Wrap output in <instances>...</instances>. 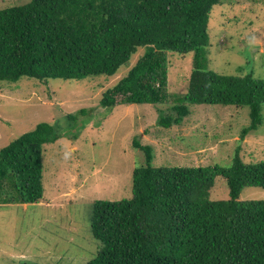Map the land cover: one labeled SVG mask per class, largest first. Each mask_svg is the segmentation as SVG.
Returning a JSON list of instances; mask_svg holds the SVG:
<instances>
[{"label":"trees","instance_id":"trees-1","mask_svg":"<svg viewBox=\"0 0 264 264\" xmlns=\"http://www.w3.org/2000/svg\"><path fill=\"white\" fill-rule=\"evenodd\" d=\"M220 3L29 0L1 8L0 80L113 76L144 49L100 103H166L168 53L190 55L186 93L157 124H180L190 105L247 107L240 142L263 123L264 81L203 67L210 13ZM58 138L44 121L0 147V204L42 199L44 145ZM133 145L145 153V164L132 170L130 197L92 203L90 230L98 247L84 264H264V200L239 198L245 187L264 189V160H243L238 145L228 167L154 166L151 147ZM218 176L228 187L226 199L210 196Z\"/></svg>","mask_w":264,"mask_h":264},{"label":"rangeland","instance_id":"rangeland-1","mask_svg":"<svg viewBox=\"0 0 264 264\" xmlns=\"http://www.w3.org/2000/svg\"><path fill=\"white\" fill-rule=\"evenodd\" d=\"M28 1L0 0V9ZM221 1L210 13L203 67L224 75L252 73L264 81V0ZM143 50L113 76L0 80V147L44 121L59 136L44 145L42 199L0 204V264H84L92 258L98 247L90 230L92 203L132 195V170L145 164L134 140L151 147L154 166L228 167L238 145L243 160H264V105L263 123L240 142L241 129L249 123L247 107L190 105L180 124H157L186 93L190 55L168 53L166 103L102 106V93ZM210 196L228 197L220 176ZM239 198L264 200V189L245 187Z\"/></svg>","mask_w":264,"mask_h":264}]
</instances>
